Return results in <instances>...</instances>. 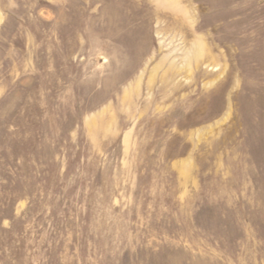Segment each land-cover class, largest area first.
<instances>
[{"label":"rangeland","instance_id":"rangeland-1","mask_svg":"<svg viewBox=\"0 0 264 264\" xmlns=\"http://www.w3.org/2000/svg\"><path fill=\"white\" fill-rule=\"evenodd\" d=\"M0 264H264V0H0Z\"/></svg>","mask_w":264,"mask_h":264}]
</instances>
